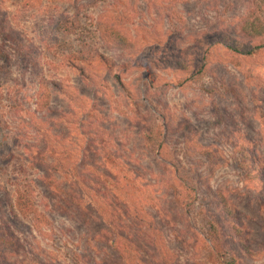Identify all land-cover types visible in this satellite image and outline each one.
<instances>
[{
    "label": "rangeland",
    "instance_id": "rangeland-1",
    "mask_svg": "<svg viewBox=\"0 0 264 264\" xmlns=\"http://www.w3.org/2000/svg\"><path fill=\"white\" fill-rule=\"evenodd\" d=\"M263 1L0 0V171L27 165L41 224L7 215L20 245L0 244V264H215L210 217L238 264H264V48L233 50L264 43L242 28L251 10L264 22ZM60 14L79 16L75 34L43 38L38 17ZM112 28L131 47L97 37ZM148 124L198 185L194 209Z\"/></svg>",
    "mask_w": 264,
    "mask_h": 264
},
{
    "label": "trees",
    "instance_id": "trees-1",
    "mask_svg": "<svg viewBox=\"0 0 264 264\" xmlns=\"http://www.w3.org/2000/svg\"><path fill=\"white\" fill-rule=\"evenodd\" d=\"M262 3H264V1ZM261 7V2L258 1L257 7L254 8L260 11ZM254 13L256 14L255 11H249V14H247V16L244 18L245 20L243 19L244 24L242 25V28L249 36L256 39L264 35V22H262ZM38 18L39 19L35 23V26L38 31L43 34V38L50 35L51 32H61L67 35L75 34L76 31L74 28L77 25L75 23L73 24V21L80 19L77 14L72 16L60 14L58 15L57 19L53 21H49L45 18ZM97 37L100 40L104 38L106 41H110L116 45V49H120L121 51L131 47V43L127 39L126 35L118 29L112 28L111 30H104L103 32L99 31L97 33ZM263 48L264 43H261L254 47L235 46L233 47V50L239 54L251 56L257 54ZM79 54H81L79 58L83 59L84 61H94L95 59V55H91V53L86 55L84 52H81ZM205 68L206 67L204 63L200 64L196 71L191 75L192 78L194 80H201L204 75ZM80 69L83 72V69ZM158 131L159 129H157L156 124L143 125V140L146 142V145L151 149L152 152L173 165L175 172L181 173V177L179 175V178L181 179L183 187L186 191L185 198H187V209L192 210L201 203L198 185H195L191 176L189 175L190 171L188 170V172L187 169H185L179 157L178 159L169 158L170 152L167 151L166 143L164 141L166 138H163V136L159 134ZM237 154L238 157L236 159V167L240 171L241 177L244 180H250L252 171L255 169L256 161L258 159H256L254 154L252 155L246 148H243ZM5 160L6 163L3 165L5 167H3V169L0 171L2 172V177H0V193H3L7 196L9 195L10 199L8 200L7 211H5L3 202L0 200V225H9L10 222L7 217V215H9L16 221H29L31 227L38 230L39 226L41 227V224L40 219L37 216L39 209L37 208V204L33 203L34 188L33 182L31 181V171L27 169V165H24L21 162L22 159L19 157L10 155L9 157H5ZM10 165L13 167H9ZM3 179L6 180L7 186L3 183ZM221 200H223V204H226L224 198H221ZM203 226L205 232L204 235L208 239L210 245L209 256L212 258L213 262L215 264H238L236 261L237 259H235V257L231 255L225 247L223 234H221V227L218 225V223L212 217H210L208 220H206ZM40 231L42 230H39V232ZM6 233L8 234V237L5 234L0 233V244L3 247H6V245H20V239L15 236V233H10V231H7Z\"/></svg>",
    "mask_w": 264,
    "mask_h": 264
}]
</instances>
